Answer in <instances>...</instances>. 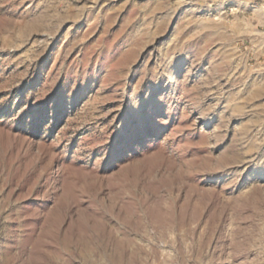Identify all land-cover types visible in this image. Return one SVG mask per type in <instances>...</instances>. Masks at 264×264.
<instances>
[{
	"label": "rangeland",
	"instance_id": "rangeland-1",
	"mask_svg": "<svg viewBox=\"0 0 264 264\" xmlns=\"http://www.w3.org/2000/svg\"><path fill=\"white\" fill-rule=\"evenodd\" d=\"M0 264H264V0H0Z\"/></svg>",
	"mask_w": 264,
	"mask_h": 264
}]
</instances>
